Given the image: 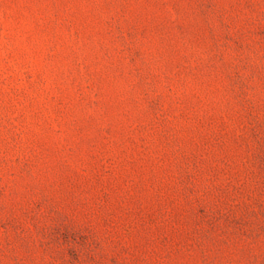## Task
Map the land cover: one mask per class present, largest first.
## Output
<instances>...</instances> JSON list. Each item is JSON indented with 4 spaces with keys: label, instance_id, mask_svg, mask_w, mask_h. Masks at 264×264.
I'll use <instances>...</instances> for the list:
<instances>
[{
    "label": "rangeland",
    "instance_id": "1",
    "mask_svg": "<svg viewBox=\"0 0 264 264\" xmlns=\"http://www.w3.org/2000/svg\"><path fill=\"white\" fill-rule=\"evenodd\" d=\"M0 264H264V0H0Z\"/></svg>",
    "mask_w": 264,
    "mask_h": 264
}]
</instances>
